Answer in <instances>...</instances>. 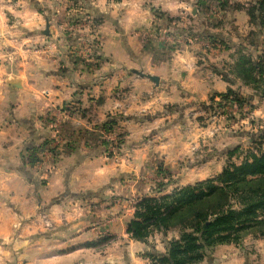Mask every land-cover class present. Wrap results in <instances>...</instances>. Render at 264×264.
I'll return each instance as SVG.
<instances>
[{
    "label": "crops",
    "instance_id": "0c3cea01",
    "mask_svg": "<svg viewBox=\"0 0 264 264\" xmlns=\"http://www.w3.org/2000/svg\"><path fill=\"white\" fill-rule=\"evenodd\" d=\"M29 1L39 2L9 6L22 33L0 31V41L8 31L16 35L6 39L16 50L5 68L19 80L15 86L9 72L0 77V264H145L143 241L128 240L122 258L105 256L88 249L82 230L112 220L127 227L136 197L183 186L184 175H215L226 150H216L223 146L217 139L232 138L233 128L221 118L204 126L194 109L232 85L215 71L218 62L199 59L200 47L153 44L143 35L158 23L148 7L170 13L188 0H86L95 41L84 40L83 54L57 40L53 12L43 15ZM46 18L48 36L41 33ZM107 121L123 136L114 158L106 156Z\"/></svg>",
    "mask_w": 264,
    "mask_h": 264
},
{
    "label": "rangeland",
    "instance_id": "374dc122",
    "mask_svg": "<svg viewBox=\"0 0 264 264\" xmlns=\"http://www.w3.org/2000/svg\"><path fill=\"white\" fill-rule=\"evenodd\" d=\"M16 1L17 0H0V31H3L2 29H7L13 30L14 33H22L21 29L23 27V22L21 16H17L15 12L11 11L9 8V6L15 4ZM173 1H178L177 5H179L180 0ZM29 4H33L32 6L35 8H40V12H43V15L45 14L51 17L53 12L56 18H58L55 22L61 24L59 30L60 34H58L57 40L62 37L65 39L66 46L71 45L72 47V45H77L76 54L85 53L83 49L82 52L79 50L80 47L82 48L84 40L88 38L94 39L95 41V38H90L88 36L89 33L91 34L90 31L95 15L93 10L85 6L86 0H39L37 4L31 1H29ZM222 4H224V6ZM151 7L152 8L148 7V9L153 15L155 14L158 17V23L152 24V26L149 27L151 34L143 31V35L150 39L149 41H152L153 44H158L159 42L163 45L192 43L204 51L199 55L201 61L205 62V60H208L212 63L218 62L219 66L215 67H220L218 68L220 71L222 70L228 77L233 79L230 85H232L231 87L235 90L239 100H222L210 106L208 98L207 103L196 104L194 109V111H197V120L204 126L207 125V123H215V121L221 118L226 125L229 124L230 128H233L232 138L229 139V136H220L217 139V142L223 141V146L222 148L217 147L216 150H226L221 154L223 155L222 159L220 158L221 161L219 158L217 159L218 162L216 164L215 173L218 174L222 170L221 167L223 168L225 166L228 160L226 152L230 149L238 147V151L231 158V161L235 163H240V161L250 153H258L260 150H263L264 137L262 138L261 135L264 132V96L257 92L253 86L245 85L240 79H236L235 74L231 72V68L239 52L241 54L243 53V55H250L254 59H263L262 61H264V12L257 10V0H188V5L185 9L177 6V8H174L173 11L170 12L171 14L165 12L167 11L165 9L161 10V7L157 8L155 5ZM253 7V10H255L254 22H250L248 11ZM14 8L18 9L19 7L15 6ZM159 14L161 16H159ZM87 16H89L92 21H90ZM86 19L89 20L87 21ZM40 22L44 24L43 19H41ZM6 33L8 37L3 35V39L0 41V65L2 64L0 66V77L9 72L10 76L8 77L10 81H12L17 80L15 75L12 74L16 69H7L5 68V64H12V61H15L14 55L16 48L14 44L9 43L6 39H14L16 35H11L10 31ZM3 34H5L4 31ZM207 35L213 37H208ZM40 38L43 39L41 36ZM56 47L58 48V46ZM9 53L12 54V56H9ZM16 57L20 56L18 55ZM84 59L85 56L82 60ZM14 64L15 63L12 65ZM3 122L4 118L2 117L0 118V124ZM117 133L120 134L121 138V144L119 145L120 149L123 136L120 131H117ZM119 149L116 153L111 154L109 153V146L106 143V156L108 158L116 157ZM216 174L200 175L199 180L215 177L217 176ZM195 177L196 175H184L182 179L188 181L189 183L185 184L188 185L199 181ZM158 194L163 193H151V195ZM141 196L136 197L134 203H136L137 199ZM46 218L49 219L47 216ZM106 218L107 217H105V219ZM108 219L109 218L106 220ZM105 223L107 226L105 225L103 229H90V226L88 229L82 230L86 233V238L88 239L87 247L89 250H97L98 248V251H100L101 249L104 251L103 254L105 256L117 253L118 256L122 258L123 253L127 252L125 246L129 247L131 244L128 240L134 241V239H128L127 236H124L126 222L121 224V221H118L113 227V220L112 222ZM108 225H111V227H108ZM262 227L264 229V224ZM76 233L77 232H74L73 236ZM117 236L120 237L117 238ZM177 236V229L169 230L166 233L154 231L149 234L146 240L143 241L144 248L139 250L145 264H150V254L156 252L164 253L166 251L167 242ZM95 238L96 240H94ZM110 243L112 244L109 245ZM68 245V247L73 250V248L77 246V243H70ZM157 246L161 248V251L160 249L158 250ZM130 250L131 252L139 254L135 247L130 248ZM108 253L109 255H107ZM229 255L233 256L231 258L234 261L233 264H264V234L259 233L258 230L246 231L238 243H220L207 250L204 259L196 264H208L207 262L209 261L206 259L209 256L212 262H210V264H230V260L226 261ZM121 264H123V262Z\"/></svg>",
    "mask_w": 264,
    "mask_h": 264
},
{
    "label": "trees",
    "instance_id": "16d2710c",
    "mask_svg": "<svg viewBox=\"0 0 264 264\" xmlns=\"http://www.w3.org/2000/svg\"><path fill=\"white\" fill-rule=\"evenodd\" d=\"M257 7L264 12V0H257ZM253 9L247 10L250 22H254ZM262 60L239 52L231 72L236 79L253 86L264 96ZM214 69L232 83L233 79L227 74ZM228 99L239 100L231 86L224 92L212 93L210 106ZM107 124L109 129L113 121H107ZM237 151L238 147H235L226 152L228 160L215 177L137 199L126 227L130 238L145 241L154 231L178 230V236L167 242L164 253L150 254V264H196L204 259L207 250L220 243H238L246 231L258 230L264 234V149L250 153L240 163L231 161Z\"/></svg>",
    "mask_w": 264,
    "mask_h": 264
},
{
    "label": "built area",
    "instance_id": "2783aa9c",
    "mask_svg": "<svg viewBox=\"0 0 264 264\" xmlns=\"http://www.w3.org/2000/svg\"><path fill=\"white\" fill-rule=\"evenodd\" d=\"M167 37H168V35H167ZM115 128L116 127H114V125H111L110 128L107 130V134H106V143L109 146V153H111V154L116 153L117 150L119 149V145L121 144L120 134L117 133ZM52 129H54L53 126H52ZM51 139H52V142L54 143L57 140L56 135H53ZM39 216H40L41 221L46 226H48L49 221L46 218V216L43 213L39 214Z\"/></svg>",
    "mask_w": 264,
    "mask_h": 264
},
{
    "label": "water",
    "instance_id": "95a60500",
    "mask_svg": "<svg viewBox=\"0 0 264 264\" xmlns=\"http://www.w3.org/2000/svg\"><path fill=\"white\" fill-rule=\"evenodd\" d=\"M45 27H44V29L41 31V33L43 34V35H49V22H48V19L46 18L45 19ZM150 78L151 79H156V77H153V76H150ZM13 85H15V86H19V80L17 79V80H12V82H11Z\"/></svg>",
    "mask_w": 264,
    "mask_h": 264
}]
</instances>
